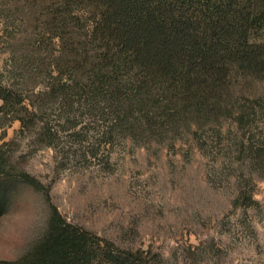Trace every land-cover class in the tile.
Wrapping results in <instances>:
<instances>
[{
  "label": "rangeland",
  "instance_id": "374dc122",
  "mask_svg": "<svg viewBox=\"0 0 264 264\" xmlns=\"http://www.w3.org/2000/svg\"><path fill=\"white\" fill-rule=\"evenodd\" d=\"M33 7L0 0V78L30 96L56 74L50 62L61 48ZM40 106L29 129L0 118V149L48 186L68 222L152 264L155 256L160 264H264V80L235 71L217 118L111 144L99 142L100 121L90 119L79 142L62 126L60 103ZM44 122L60 131L42 136ZM46 218L41 193L18 184L0 216V261L24 253Z\"/></svg>",
  "mask_w": 264,
  "mask_h": 264
},
{
  "label": "trees",
  "instance_id": "16d2710c",
  "mask_svg": "<svg viewBox=\"0 0 264 264\" xmlns=\"http://www.w3.org/2000/svg\"><path fill=\"white\" fill-rule=\"evenodd\" d=\"M25 2L61 48L50 62L56 74L34 96L0 78V118L18 120L22 129L38 126L40 105L52 101L61 104L62 126L79 142L90 119L100 121L104 144L120 136L154 137L181 122L217 118L233 72L264 80V0ZM40 129L46 137L60 131L47 122ZM18 184L43 196L46 227L19 257L0 263L152 264L140 250L68 222L48 186L14 168L0 149V216Z\"/></svg>",
  "mask_w": 264,
  "mask_h": 264
}]
</instances>
